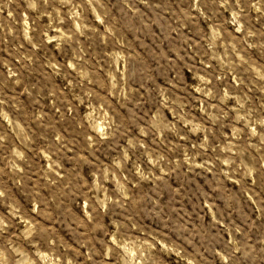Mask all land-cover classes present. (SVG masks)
<instances>
[{"label":"rangeland","instance_id":"1","mask_svg":"<svg viewBox=\"0 0 264 264\" xmlns=\"http://www.w3.org/2000/svg\"><path fill=\"white\" fill-rule=\"evenodd\" d=\"M0 264H264V0H0Z\"/></svg>","mask_w":264,"mask_h":264}]
</instances>
